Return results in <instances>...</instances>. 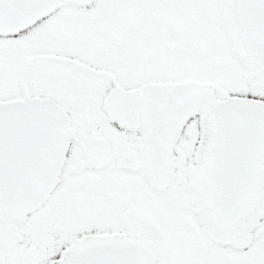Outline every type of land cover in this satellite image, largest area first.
<instances>
[{"label":"flooded vegetation","instance_id":"flooded-vegetation-1","mask_svg":"<svg viewBox=\"0 0 264 264\" xmlns=\"http://www.w3.org/2000/svg\"><path fill=\"white\" fill-rule=\"evenodd\" d=\"M263 1L224 0L213 7L226 14L229 56L237 61L227 91L198 81L122 88L101 71L53 57L59 69L39 71L36 95L27 97L24 61L21 97L0 103L49 100L65 112L67 127L57 170L39 200L19 221L0 223V264H65L70 254L103 239L138 253L140 264H264L262 127L251 144L242 134L225 142L226 128L216 125L236 105L264 118V70L250 58L264 57V31L244 23L253 30L245 45L236 31L242 23L235 21L237 11L255 10ZM204 7L202 0L185 5L191 14ZM24 32L0 36V93L9 91L17 62L12 39ZM229 152L256 156L254 171L262 181L254 205L252 192L247 202L236 200L230 183L215 181L226 166L207 158ZM160 212L164 220L156 217ZM97 221L112 234L92 237Z\"/></svg>","mask_w":264,"mask_h":264},{"label":"rangeland","instance_id":"rangeland-1","mask_svg":"<svg viewBox=\"0 0 264 264\" xmlns=\"http://www.w3.org/2000/svg\"><path fill=\"white\" fill-rule=\"evenodd\" d=\"M190 1L96 0L88 8H78L60 0L50 16L12 39L17 62L11 87L0 99L21 97L19 69L24 61L30 72L26 96L36 95L39 71L59 69L53 57H69L101 71L122 88L198 81L227 91L237 61L229 56L226 14L213 8L224 0H202L203 11L193 14L185 8ZM161 216L166 218L156 214ZM111 234L112 227L102 229L98 221L92 222V237Z\"/></svg>","mask_w":264,"mask_h":264},{"label":"water","instance_id":"water-1","mask_svg":"<svg viewBox=\"0 0 264 264\" xmlns=\"http://www.w3.org/2000/svg\"><path fill=\"white\" fill-rule=\"evenodd\" d=\"M59 0H0V36H15L35 26L50 16ZM65 6L88 8L95 0H61ZM236 31L246 45L250 32L244 23H258L256 29L264 31V1L253 10L243 9L235 14ZM245 40V42H244ZM264 53V41H262ZM257 71L264 70V57H250ZM251 108L236 105L231 113L216 122L226 128L225 142L232 143L246 136V142H257L255 134L262 127L264 118L251 116ZM67 127L65 112L49 100L36 97L0 103V223H15L27 216L51 182L63 151L62 138ZM241 129V130H240ZM213 142V141H212ZM212 153L213 148H210ZM241 158V162L237 160ZM227 159L226 162L222 160ZM219 160V163L217 162ZM210 165L226 166L215 173L220 183H230L236 191V200L256 199L255 188L262 178L254 171L256 156H242L229 152L219 157L208 156ZM244 191L246 194H244ZM239 205V201L235 206ZM243 204H241L242 206ZM65 264H140V256L133 250L119 246L115 241L103 239L85 245L79 252L70 254Z\"/></svg>","mask_w":264,"mask_h":264}]
</instances>
